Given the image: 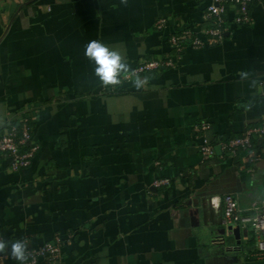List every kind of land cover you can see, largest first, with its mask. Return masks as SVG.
<instances>
[{"label": "crops", "instance_id": "1", "mask_svg": "<svg viewBox=\"0 0 264 264\" xmlns=\"http://www.w3.org/2000/svg\"><path fill=\"white\" fill-rule=\"evenodd\" d=\"M207 5L0 0V136L24 120L37 147L17 172L0 153V240L28 250L58 238L59 259L37 264H264L253 233L205 225L200 206L264 203V153L203 162L192 130L208 121L215 143L264 125V0L249 5L251 24L226 23L220 44L176 56L169 36L207 29ZM94 40L124 55L119 84L95 76ZM167 57L170 68L132 74ZM0 264L17 261L9 250Z\"/></svg>", "mask_w": 264, "mask_h": 264}, {"label": "built area", "instance_id": "2", "mask_svg": "<svg viewBox=\"0 0 264 264\" xmlns=\"http://www.w3.org/2000/svg\"><path fill=\"white\" fill-rule=\"evenodd\" d=\"M207 1L208 5L203 15L204 20L209 23L207 29L201 32L184 29L169 36V48L174 51L176 56L186 49L200 50L220 44L227 30L226 23L229 22L236 26L251 24L253 19L249 13V5L253 2L262 3L263 0ZM165 25L166 21L159 19L154 23V28L161 30ZM172 66L173 60L169 57L142 61L132 71V74L139 75ZM126 78L129 79L130 76ZM210 128L211 125L206 120H201L192 127L195 139L199 142L201 161L206 162L218 157L220 159H239L243 165H254L261 159V154L264 153V125L246 130L241 137L215 143L207 137ZM36 149L31 128L24 120L11 125L8 131L0 136V153L9 160L12 172L30 166ZM155 186H159V183L156 182ZM200 206L205 225L240 228L245 231V234L250 231L256 239L255 256H264V203H254L250 209L243 210L231 195H224L223 197H203ZM60 250L61 244L58 238L41 247L28 249L26 264H37L39 259L54 263L59 259Z\"/></svg>", "mask_w": 264, "mask_h": 264}, {"label": "clouds", "instance_id": "3", "mask_svg": "<svg viewBox=\"0 0 264 264\" xmlns=\"http://www.w3.org/2000/svg\"><path fill=\"white\" fill-rule=\"evenodd\" d=\"M86 58L94 64V73L98 80L105 86L117 85L120 77L128 71V64L121 51L109 47L100 41H90L85 47ZM17 264H26L27 245L22 239L9 244L0 240V252H9Z\"/></svg>", "mask_w": 264, "mask_h": 264}, {"label": "water", "instance_id": "4", "mask_svg": "<svg viewBox=\"0 0 264 264\" xmlns=\"http://www.w3.org/2000/svg\"><path fill=\"white\" fill-rule=\"evenodd\" d=\"M243 232H245V231H243Z\"/></svg>", "mask_w": 264, "mask_h": 264}]
</instances>
